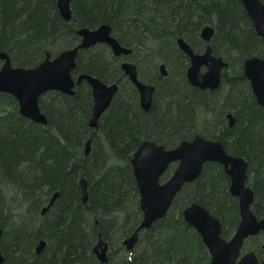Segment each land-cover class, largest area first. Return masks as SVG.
Masks as SVG:
<instances>
[{
    "label": "trees",
    "instance_id": "trees-1",
    "mask_svg": "<svg viewBox=\"0 0 264 264\" xmlns=\"http://www.w3.org/2000/svg\"><path fill=\"white\" fill-rule=\"evenodd\" d=\"M176 1L71 0L73 18L67 23L56 0H0V52L9 55L13 66L36 67L48 52L53 56L77 45L78 29L109 24L120 43L132 48L130 59L139 78L157 86L153 108L145 112L135 86L107 45L80 51L75 77L86 73L120 86L100 120V137L88 123L93 99L86 82L76 87L73 96L56 91L42 96L40 108L48 127L22 116L16 98L0 93L4 264H102L94 253L100 235L110 246L106 264L119 256L122 264H210L207 247L182 212L199 202L222 221L223 237L236 229L238 200L230 194V178L216 162L206 163L199 179L183 187L166 216L142 232L132 251L123 247L143 219L131 160L144 140L167 149L198 134L221 141L229 154L248 161V183L255 190L252 209L259 218L264 216V108L244 73L247 58L264 55V39L239 0H186L187 6L181 3L185 0ZM146 5L175 13L157 22L147 19L154 12H147ZM204 25L215 27L213 52L228 63L215 91L189 83V59L177 46L182 37L199 52ZM161 63L168 69L165 77ZM161 83L169 84L160 88ZM171 167L163 179L170 176ZM81 177L87 181L86 204L81 200ZM56 191L60 196L43 215V206ZM42 239L47 244L38 255L35 247ZM262 239L264 234L250 237L243 251L253 250L262 259Z\"/></svg>",
    "mask_w": 264,
    "mask_h": 264
},
{
    "label": "water",
    "instance_id": "water-1",
    "mask_svg": "<svg viewBox=\"0 0 264 264\" xmlns=\"http://www.w3.org/2000/svg\"><path fill=\"white\" fill-rule=\"evenodd\" d=\"M239 1L249 14L257 35L264 39V3L261 0ZM57 6L63 20L71 21L73 18L71 0H57ZM112 32L113 28L109 24L97 28H80L77 33L81 41L77 46L61 52L54 58H50L48 54L42 63L33 68L14 67L10 57L0 53V60L3 61L0 68V93H7L16 98L22 116L46 124L47 117L40 108L42 96L50 91L73 96L76 93V86L86 82L93 95L90 126H96L98 119L112 104L119 85L107 84L87 74L74 77L73 72L76 69L80 49L106 44L116 56H127L132 53V49L124 47ZM214 34L215 29L211 25H205L202 29V37L208 43ZM177 43L190 58V66L187 70L189 83L203 90L218 89L222 71L228 67L227 61L221 56H216L211 46H208L203 53H196L184 38H179ZM121 69L138 89L141 108L149 111L155 86L139 80L136 64L124 62ZM160 71L163 76L167 75L165 64L160 66ZM244 73L257 103L264 108V55L247 58L244 61ZM229 118L230 124L233 125L234 118L232 116ZM89 151L90 142L86 145V154ZM208 162L222 165L230 178V194L238 200L240 214L238 226L233 236L228 240L225 239L222 236V221L199 202H192L184 208L182 214L185 222L201 236L211 257L210 264H264V257L259 260L256 252L242 253L245 241L249 237L264 233V217L259 218L252 209L255 190L248 183V161L244 157L229 154L221 141L210 140L199 134L192 140H184L171 149L151 140H144L138 146L131 164L140 193L143 219L135 231L123 241L128 251L135 248L142 230L151 228L156 221L166 216L183 187L194 183L201 176L203 167ZM174 163L177 164L174 171L170 177L162 181L163 176ZM81 183L86 200L88 192L84 177ZM56 198L57 195L51 198L43 213L50 208ZM2 234L3 230L0 227V239ZM45 244V241L40 242L37 247L38 253ZM108 248V244L103 242H99L96 246L95 251L103 264L108 262ZM262 249L264 251V243ZM3 262L4 256L0 251V264Z\"/></svg>",
    "mask_w": 264,
    "mask_h": 264
},
{
    "label": "bare ground",
    "instance_id": "bare-ground-1",
    "mask_svg": "<svg viewBox=\"0 0 264 264\" xmlns=\"http://www.w3.org/2000/svg\"><path fill=\"white\" fill-rule=\"evenodd\" d=\"M262 1V0H261ZM178 2H180L179 0H177L176 1V4L178 3ZM263 2V1H262ZM181 3H183L185 6H187V5H189V1L187 2L186 0L185 1H183V2H181ZM264 3V2H263ZM184 5H182L183 7H185ZM243 5V4H242ZM56 7H57V9H58V6H57V0H56ZM71 8H72V6H71ZM245 8V7H244ZM246 10V9H245ZM72 11H73V9H72ZM59 12V11H58ZM247 12V11H246ZM60 14V13H59ZM248 14V13H247ZM61 16V15H60ZM248 16H249V14H248ZM250 17V16H249ZM62 18V17H61ZM63 19V18H62ZM251 19V18H250ZM65 21V20H64ZM252 21V20H251ZM66 22V21H65ZM70 22V21H69ZM68 23V22H67ZM205 26V25H204ZM204 26H202L201 27V29H200V32H199V35H200V39H201V42L200 43H202V48H201V50L199 51V52H196L195 50H194V48L191 46V44L189 43V42H187L186 40V42H187V44L188 45H190L191 46V48L196 52V53H203L205 50H206V48L208 47V46H211L212 47V49H213V46H212V44H211V41L208 43L207 41H205L204 39H203V37H202V29L204 28ZM254 26V25H253ZM79 30V29H78ZM77 30V31H78ZM76 31V32H77ZM77 35H78V33H77ZM79 36V35H78ZM117 38V37H116ZM179 38H182V37H179ZM178 38V39H179ZM118 39V38H117ZM178 39H177V41H178ZM79 44V43H78ZM77 44V45H78ZM77 45H75V46H77ZM98 45V44H97ZM75 46H73V48L75 47ZM96 46V45H95ZM95 46H92V47H90V48H93V47H95ZM124 46V45H123ZM177 46H178V48L187 56V54L180 48V46L178 45V43H177ZM124 47H127V46H124ZM70 48H72V47H69V48H65V49H63L61 52H63V51H65V50H67V49H70ZM90 48H88V49H90ZM127 48H130V47H127ZM88 49H80L79 50V52L80 51H83V50H88ZM130 49H132V48H130ZM60 52V53H61ZM79 52H78V54H79ZM0 53H5V52H0ZM60 53H57L56 55H51V53L50 52H48L47 53V55L49 54V56H50V58H54V57H56L57 55H59ZM132 53H133V50H132ZM132 53L130 54V55H127V56H124V55H122V56H116V55H114V56H116L117 58H118V60H119V62H120V67H121V65L124 63V62H131V63H134V64H136L135 62H133L131 59H130V56L132 55ZM5 54H7V53H5ZM8 55V54H7ZM47 55H46V58H47ZM9 56V55H8ZM217 56V55H216ZM188 57V56H187ZM222 57V56H221ZM45 58V59H46ZM44 59V60H45ZM188 59H189V65H188V68H189V66H190V58L188 57ZM43 60V61H44ZM0 61H2V60H0ZM42 61V62H43ZM41 62V63H42ZM162 64H165V63H161L160 65H159V70H160V66L162 65ZM165 67H166V70H167V72H168V69H167V66H166V64H165ZM188 68H187V70H188ZM187 70H186V77H187ZM160 73H161V71H160ZM81 74H86V73H81ZM80 75V74H79ZM87 75H90V74H87ZM162 75V74H161ZM167 75H168V73H167ZM167 75H165V76H167ZM91 76H93V75H91ZM163 76V75H162ZM164 76V77H165ZM164 84H169V83H161L160 84V88L161 87H163V85ZM156 91H157V86L155 85V92H154V94H156ZM118 92H119V90H118ZM117 92V93H118ZM91 93H92V91H91ZM154 98H155V96H153V101H152V106H151V109L149 110V111H151L152 110V108H153V104H154ZM92 99H93V95H92ZM115 99V98H114ZM114 99H113V101H114ZM129 103V102H128ZM140 104V103H139ZM110 107H111V105H110ZM109 107V108H110ZM141 107V106H140ZM92 108H93V105H92ZM109 108L102 114V116L100 117V119H98V121H97V124H96V126H90V122H91V119H92V109H91V113H90V116H89V119H88V123H89V126H90V128L94 131V135H96L97 137H100V135H99V133H98V130H99V124H100V120H101V118L108 112V110H109ZM142 109V108H141ZM149 111H145V112H149ZM44 113V112H43ZM45 114V113H44ZM46 115V114H45ZM230 116H232V115H230ZM47 117V116H46ZM233 117V116H232ZM32 121V120H31ZM33 122H35V121H33ZM35 123H37V122H35ZM37 124H40V123H37ZM48 118H47V123L46 124H40V125H43L44 127H48ZM91 141H92V137H90L88 140H87V142H86V144H85V153H86V145H87V143L88 142H90V149H91ZM90 152V151H89ZM89 154V153H88ZM87 154V155H88ZM236 156H238V155H236ZM242 157V156H241ZM246 159V158H245ZM83 177H81L80 178V188H81V200H82V203L83 204H86L87 202H88V198H89V196L87 195V198H86V200H84V192H83V188H82V183H81V179H82ZM86 184H87V181H86ZM87 192H88V189H87ZM55 195H57V198L60 196V191H56V192H54V194L51 196V198L53 197V196H55ZM51 198L49 199V201H48V203L46 204V205H44L43 206V208H42V214L44 215L45 213H47L50 209H51V207L54 205V203H55V201H56V199H55V201H54V203L50 206V208L45 212V213H43V209L45 208V207H47L48 205H49V203H50V200H51ZM139 226V225H138ZM137 226V227H138ZM3 230V229H2ZM145 230H142L140 233H139V239H140V236H141V234H142V232H144ZM2 238V237H1ZM1 240V239H0ZM41 241H45L44 239H42V240H40L39 241V243H38V245L35 247V250H36V253L39 255L43 250H44V248L46 247V241H45V247L41 250V252L40 253H38L37 252V247L39 246V244H40V242ZM139 241V240H138ZM99 242H103V243H106V244H108V242H106V241H104L102 238H101V235H100V238H99V240H98V242H96V244L94 245V253H95V255H96V257H97V259H98V261H100L99 260V258H98V256H97V253H96V246L98 245V243ZM138 243V242H137ZM137 245V244H136ZM135 245V246H136ZM108 251L110 250V246H109V244H108ZM123 247H125L124 246V244H123ZM125 249H126V247H125ZM98 251L100 250V248L99 249H97ZM0 251H1V249H0ZM126 251H128L127 249H126ZM2 252V251H1ZM3 254V253H2ZM3 256H4V254H3ZM4 262H5V256H4ZM4 262H3V264H4ZM101 263V262H100ZM103 264V263H102Z\"/></svg>",
    "mask_w": 264,
    "mask_h": 264
},
{
    "label": "rangeland",
    "instance_id": "rangeland-1",
    "mask_svg": "<svg viewBox=\"0 0 264 264\" xmlns=\"http://www.w3.org/2000/svg\"><path fill=\"white\" fill-rule=\"evenodd\" d=\"M169 10H171V11H169ZM172 10L173 9H167L165 7L161 8V9H158L154 5H146V11L147 12H154L152 15L147 14L146 17H147V19H151V20H154V21H157V22H161V21L163 22L165 20V18H168V15H169L170 12H172ZM176 12H178V14H180V10L179 9ZM172 13H175V11L172 12ZM161 16H163V18ZM144 17H145V15H144ZM176 19H177V16H176ZM213 28L215 29V27H213ZM14 67H16V66H14ZM175 167H176V163L172 165V167L170 169L171 170V173L173 172V170L175 169ZM171 173H170V175H171ZM180 201H182V200H180ZM233 234H234V231L231 232L230 235L227 236V238L230 239L233 236ZM263 243H264V239H262V244ZM252 245H254V242H253ZM250 251H253V250H250ZM109 252L110 251H108V253H107L108 259H109ZM246 252H249V251L246 249V250H244V253H246ZM110 264H122V257L119 256V257L115 258L113 260V262H111Z\"/></svg>",
    "mask_w": 264,
    "mask_h": 264
},
{
    "label": "flooded vegetation",
    "instance_id": "flooded-vegetation-1",
    "mask_svg": "<svg viewBox=\"0 0 264 264\" xmlns=\"http://www.w3.org/2000/svg\"><path fill=\"white\" fill-rule=\"evenodd\" d=\"M213 39V38H212ZM214 53V52H213ZM122 70V69H121ZM123 72V71H122ZM137 72H138V67H137ZM123 74H124V72H123ZM124 76H125V74H124ZM127 77V76H126ZM138 77H139V72H138ZM128 78V77H127ZM129 79V78H128ZM139 80H141L140 78H139ZM129 81H130V79H129ZM141 81H143V80H141ZM134 86H135V84L132 82V81H130ZM144 83H146V84H151V83H147V82H145V81H143ZM117 84V83H116ZM221 84H222V77H221ZM221 84H220V87H221ZM119 85V84H118ZM151 85H154V84H151ZM155 86V85H154ZM219 87V88H220ZM218 88V89H219ZM135 89H136V92H137V94H138V98H139V103H140V94H139V91H138V89L136 88V86H135ZM218 89H216V90H218ZM119 90H120V86H119ZM211 91H215V90H211ZM155 92V91H154ZM119 93V92H118ZM118 93H116V95H115V97L117 96V94ZM153 96H155V94H153ZM114 97V98H115ZM141 106V105H140ZM230 119V118H229ZM200 135V134H199ZM204 168V167H203ZM202 174V173H201ZM199 179V178H198ZM197 179V180H198ZM225 239H227L228 240V238H225Z\"/></svg>",
    "mask_w": 264,
    "mask_h": 264
}]
</instances>
